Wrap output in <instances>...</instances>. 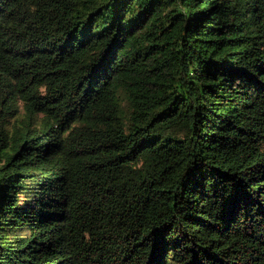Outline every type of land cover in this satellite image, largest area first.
Instances as JSON below:
<instances>
[{"label":"trees","instance_id":"16d2710c","mask_svg":"<svg viewBox=\"0 0 264 264\" xmlns=\"http://www.w3.org/2000/svg\"><path fill=\"white\" fill-rule=\"evenodd\" d=\"M0 264H264V0H0Z\"/></svg>","mask_w":264,"mask_h":264}]
</instances>
